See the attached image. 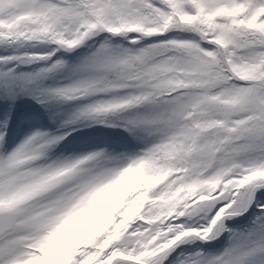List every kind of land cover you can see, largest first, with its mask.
I'll return each mask as SVG.
<instances>
[{"label":"snow or ice","instance_id":"1","mask_svg":"<svg viewBox=\"0 0 264 264\" xmlns=\"http://www.w3.org/2000/svg\"><path fill=\"white\" fill-rule=\"evenodd\" d=\"M0 264H264V0H0Z\"/></svg>","mask_w":264,"mask_h":264}]
</instances>
